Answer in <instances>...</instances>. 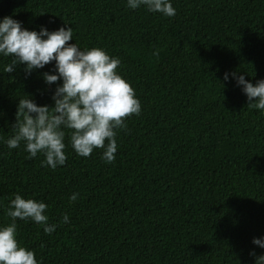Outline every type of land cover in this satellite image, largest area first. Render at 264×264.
<instances>
[{"label": "trees", "instance_id": "trees-1", "mask_svg": "<svg viewBox=\"0 0 264 264\" xmlns=\"http://www.w3.org/2000/svg\"><path fill=\"white\" fill-rule=\"evenodd\" d=\"M175 15L130 10L126 0H0V18L27 30L67 24L81 48L100 47L141 105L117 133L115 160L77 156L42 167L3 143L16 104L52 106L56 85L0 57V225L14 194L44 202L51 234L16 220L38 264H254L264 235V116L225 72L264 79V0H171ZM59 81H57V84ZM78 193L76 201L68 197ZM67 214L69 223H60Z\"/></svg>", "mask_w": 264, "mask_h": 264}, {"label": "clouds", "instance_id": "clouds-1", "mask_svg": "<svg viewBox=\"0 0 264 264\" xmlns=\"http://www.w3.org/2000/svg\"><path fill=\"white\" fill-rule=\"evenodd\" d=\"M126 7H144L149 13L166 17L175 15L171 0H126ZM72 32L67 24L53 31L44 26L30 31L10 16L0 18V57L11 58L3 65V72L12 73L23 65L28 76L51 63L52 69L42 73V80L46 86L56 85L50 97L51 107L38 106L30 95L18 100L15 123L11 125L13 134L3 143L10 150L23 143L28 158L39 153L44 157L41 166L52 170L63 166L67 159L66 131L77 156L88 157L94 149H102L101 159L112 163L117 133L126 129L125 118L138 116L141 111L133 88L117 71L120 59L100 47L81 49L76 42L68 43L73 41ZM230 76L245 95L247 106L264 116V79L253 85L244 74L225 72V84ZM77 198L78 193L73 192L68 200ZM47 207L42 201L13 195L5 209L10 222L0 225V264H38L34 252L18 243L16 220H31L42 227L44 234H51L57 224L48 223ZM60 223L68 224L69 216L63 214ZM251 243L264 250V235L254 237ZM249 255L254 264H264V252L257 256L250 251Z\"/></svg>", "mask_w": 264, "mask_h": 264}]
</instances>
